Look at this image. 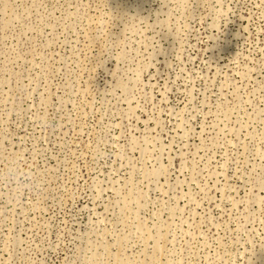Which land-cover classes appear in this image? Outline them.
<instances>
[{"label": "rangeland", "instance_id": "obj_1", "mask_svg": "<svg viewBox=\"0 0 264 264\" xmlns=\"http://www.w3.org/2000/svg\"><path fill=\"white\" fill-rule=\"evenodd\" d=\"M0 264H264V0H0Z\"/></svg>", "mask_w": 264, "mask_h": 264}]
</instances>
